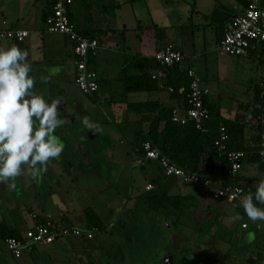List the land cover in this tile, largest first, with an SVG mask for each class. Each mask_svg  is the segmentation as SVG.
Here are the masks:
<instances>
[{
  "label": "crops",
  "instance_id": "0c3cea01",
  "mask_svg": "<svg viewBox=\"0 0 264 264\" xmlns=\"http://www.w3.org/2000/svg\"><path fill=\"white\" fill-rule=\"evenodd\" d=\"M169 2V0L164 1L166 6H169ZM246 2V0H222L214 4L212 0H195L193 9L189 11L188 18L191 21L199 22L197 24H201L200 17L205 18V26L211 27L209 34L215 47L221 40L225 28L231 23L232 19L245 10ZM49 10V0H46V2L44 0H0V29L23 28L30 31V35L21 42V48L28 52V61L32 65L30 75L37 79L34 90L39 94H43L49 103L53 99H58L60 101L59 112L61 118L66 120V123L55 132V135L65 144L63 153L58 160H54L48 166L47 171L40 176L38 181L31 177L28 170H25L21 176L15 179L0 182V224L3 222L8 229L17 230L20 234L33 227L38 220L42 221L47 217H52L63 224L72 226H79L74 222L76 218H80L85 222L84 227H88L90 222V216L87 214L88 210L95 212L96 217L99 218L105 228H108L107 223L99 216L92 205L81 208V210L79 203H77L79 195H85L83 191L89 193L100 181L99 172L96 173V170L98 171L100 168L95 165L100 158L91 154L92 151L88 152L87 150L83 155L76 156L71 160L70 156L67 155L70 146L67 140L64 141L65 130L67 131L69 125L74 124L78 120L76 115L79 114H77V109L75 108V101L81 100L80 102L83 103L82 106L85 107V112L90 110L91 116L94 118L95 113L92 111L90 103L93 105L97 104L100 96L99 100L94 101L90 98L91 96L84 95L78 89L75 82L76 57L73 51V44L62 34L47 32L46 23L42 21V16ZM71 10L73 21L78 28L80 30H93L96 32L97 38L101 40L104 46L103 51L94 58L95 69L100 79L99 91L101 90L103 81L99 70L101 68H109V73L113 74L111 80L106 79L108 83H112L114 78H118L117 81L122 80L124 75L122 70L125 67H127L126 72L128 74H153L157 71L158 67L153 55L158 49L159 43L157 42L154 29L150 27L152 25H144L138 17H135V21L130 27L126 23H122L120 26L119 24H108L105 14L95 15L92 12L91 16L85 17L84 23L82 22L83 27H80L78 23L80 13L75 0H73ZM148 30L154 35L151 41L148 38ZM104 31L106 32L103 33ZM166 36L168 37V32ZM165 42H172L170 44L181 48L185 52L187 58L184 65L188 68H195L200 72L205 84H209V87H211V84L215 80H219L222 84L224 78L229 79V77H225L226 73L224 71L226 67L222 68L219 60L216 61L215 66H212L210 59H214V55H212L214 52L211 50L209 52L212 54L194 53V55H190L184 47L186 40L183 37L176 40L173 36V31L166 38ZM12 45L17 46V42L9 40L0 41V48L7 49ZM106 49L107 53L103 56V52ZM121 54H125L122 59L120 57ZM202 54H205L204 60L199 59ZM263 55L264 48H253L247 56L262 57ZM129 57H132L131 62H128ZM115 58H120L116 64L114 62ZM51 67H59L61 69L59 74L54 76L47 85L40 83L39 77L47 75L46 68ZM245 91L248 93L247 97L241 103H238L235 112L230 114H227L225 109L228 110L227 106L234 104L232 100L225 102V109L219 100L215 101L213 94H210V101L220 104V115L223 118L230 120H235L238 116L246 118V121L249 122L246 128V141L248 144H252L255 141V136L258 134L257 120L253 117L251 109V105L256 97L255 85ZM153 92H155L154 95L150 96L151 98L149 99L131 100L130 102L155 100L173 108L183 107L184 105L183 99H171V95L167 90H155ZM162 92L165 93L163 99ZM249 103L251 105L247 110H241L243 104L245 106ZM126 108L127 110L124 111L125 114L123 115H128V120L133 122L134 135L136 130L147 129L146 122L142 123V126H139L137 123L141 113L136 111V109L128 107V104ZM114 110L115 114H120L118 113L120 110ZM71 115L73 116L72 119L70 118ZM80 131L79 133L82 135ZM259 142L257 145H259ZM219 164L217 163L218 166ZM249 164H252V168ZM160 173L164 175L162 170H160ZM262 176H264V167H261L256 162H245L243 169L240 170L236 177V181L237 184L245 188L247 194L249 190L255 191V182ZM149 183H152L154 187L150 190L145 188L148 191L147 193L130 196L135 205L136 202L140 203V200L145 199L141 204L143 206L138 208L139 214L134 215L132 208L121 207L120 214L112 224V229L124 236L126 235L127 239L128 236H130V239H135L138 232L142 233V235L150 236L146 229L153 218L148 214L152 210H157L150 206L146 198L157 195L151 192L156 190L157 184H160V179L159 177H153ZM212 183L217 188L221 187L218 179H212ZM188 185L189 187L191 185L195 186L189 189L182 187L183 189L181 188L180 192H177L173 186H169L167 191L160 194L179 195L182 198L183 196H187L188 200H185V202L189 203V212L184 207V199L182 204L173 205L172 207L174 210L186 211L183 213L186 216L190 213V219L188 220L191 224L198 226L197 230L199 233H204L202 231L203 228L205 230L204 237L199 234L198 239L191 238V240L195 241L197 248L187 255V257H190L187 264H264L263 222L257 221L255 225L250 224L243 208L237 206L239 201L230 202L224 199H216L209 192L205 194V188L197 184ZM170 190L172 191L170 192ZM258 206L264 207V205ZM31 213H36L38 218H31ZM235 213L240 214V220L233 221L230 219ZM140 224L142 225L139 229ZM243 224H247V226L243 227ZM145 225L147 226L143 230L142 227ZM0 244L2 243L0 242ZM58 244H61L63 248L67 246L64 245V242H56L46 246L51 249L53 248V251L57 249L59 251L60 248L55 247ZM124 247L126 246L121 245L119 250H123ZM41 248V246H36L33 252L24 253L22 258L32 261L34 264L38 262L37 259L41 254H51L49 249L43 251L44 248ZM68 249L66 248V250ZM15 259L11 253H6V257H1L0 263L17 264Z\"/></svg>",
  "mask_w": 264,
  "mask_h": 264
},
{
  "label": "rangeland",
  "instance_id": "374dc122",
  "mask_svg": "<svg viewBox=\"0 0 264 264\" xmlns=\"http://www.w3.org/2000/svg\"><path fill=\"white\" fill-rule=\"evenodd\" d=\"M44 1L46 2V0ZM164 1L166 0H75L80 13L78 21L80 27H83L85 17L91 16L92 12L95 15L105 14L108 24H119V26L122 23H126L130 27L135 21V17H138L144 25L165 27L168 37L172 31L176 40L183 37L186 40L184 47L190 55H194V53L212 54L209 50L214 52L212 54L214 55V59H210L212 66H215L216 61L219 60L221 67H226L224 71L226 73L225 77H229V79L224 78L222 84L219 80H215L211 84V94H213L215 101L219 100L222 103L224 109L226 108L225 102L232 100L234 104L227 106L228 110H225L227 114L235 112L237 104L247 97L248 93L245 90L254 85H261L264 82V55L262 57H236L221 54L217 51L216 46L214 47L211 40L212 37L209 34L211 27L205 26V18H199L201 24H197L199 22L191 21L188 18L189 11L193 9L195 0H169V6H166ZM221 1L212 0L214 4ZM194 33L195 35H193ZM204 33L206 34L204 35ZM153 36L152 32L148 33L150 41ZM106 51L107 49L104 50L103 56L106 55ZM123 56L125 54L120 55L121 59ZM204 58L205 54L199 57L201 60H204ZM119 59L115 58V64ZM131 61L132 57H129L128 62ZM108 69H99L103 79L101 90L99 91L100 100L95 105L90 103L91 109L95 113V117H92L93 122L99 125L101 130L93 133L86 127H81L82 130L79 128L81 130L79 131L82 132V135L79 133L78 128L77 130H68L65 132L66 135H64V141L67 140L70 146L67 155L70 156L71 160L76 156L83 155L87 150L88 152L92 151L91 154L100 158L98 163L95 164L100 168V170H96V173L99 172L100 181L89 193L83 191L85 195H79L77 203H79L80 209L92 205L99 216L107 223L108 228L106 227L103 231H100L94 239L88 242L86 239L77 238H68L65 241H60L61 243L64 242V245L67 246L63 248L61 244L55 245L56 248H60L59 251L58 249L53 251V248L51 249L46 245H38L42 247L41 249L44 248L43 251L49 249L51 254H41L37 259L38 262L34 264H47L48 262H52V264H72L70 258L73 252L69 250L72 249L76 254L80 253L81 255L83 253L81 248L88 246V248L93 249L94 247L98 249V256L101 255L103 258L109 257L107 260H110L112 256L113 258L119 256L120 251H122L119 250V247L121 245L128 247L131 242L130 236L127 235V239L126 235L124 236L120 232L113 230L112 224L120 214L121 207L132 208L134 215H138V208L143 206L141 204L145 200L142 199L140 203L136 202L135 205L130 196L147 193L148 191L145 190L146 185L152 181L153 177H159L160 179V184H157L156 190L151 192L157 195L167 191L169 186H173L177 192H180L182 187L189 189L195 186L191 185L189 187L187 183L174 176L167 178V176L161 175V169L156 163L146 166L136 163V155L133 150L135 147L134 124L131 120H128V115L125 116L123 114L127 110L128 101L149 99L155 92L143 91L131 93L127 97L122 80L117 81L118 78H114L112 83H108L107 80H111L113 76V74L109 73L110 70ZM78 92L82 95L80 91ZM161 95L163 99L165 93L162 92ZM114 109L120 110L118 112L120 114H115ZM249 166L252 168V164H249ZM204 192L208 194V190H204ZM156 210L170 214L175 212L171 206ZM148 215L151 216V213ZM188 219H190L188 215L183 214L181 216L182 223L185 221L190 223ZM247 220L250 224L255 225L248 218ZM74 223L79 226H85V222L80 218H76ZM262 230H264V222ZM199 234L197 230L196 239L200 236ZM66 248H69V250L67 251ZM6 253L10 254L4 245L0 244V259L1 257H6ZM91 255L97 258L94 251L91 252ZM15 260L17 264H33L32 261H27L24 258Z\"/></svg>",
  "mask_w": 264,
  "mask_h": 264
},
{
  "label": "built area",
  "instance_id": "2783aa9c",
  "mask_svg": "<svg viewBox=\"0 0 264 264\" xmlns=\"http://www.w3.org/2000/svg\"><path fill=\"white\" fill-rule=\"evenodd\" d=\"M50 13L46 18V30L51 33H59L66 36L73 44L75 54L76 74L75 82L78 89L86 96L98 92L100 88L99 75L90 63V56H96L103 51L104 46L97 37H90L80 32L78 26L71 19L69 6L73 0H49ZM30 35V31L23 28L0 29V41H24ZM264 42V0H248L245 10L236 15L231 23L225 28L221 40L217 43L216 49L221 54L230 56H247L251 49L258 48ZM158 69L152 74L153 78L163 76V68L184 64L187 55L183 50L176 48L173 44H167L157 49L153 55ZM190 86L178 89L179 94L186 95L183 107H174L172 110V120L182 124L193 121L196 128L205 130L204 121L209 116V108L205 103V98L210 96L211 89L205 84L202 76L195 68H188ZM264 88V83H262ZM169 92L175 91L173 87L168 88ZM264 126V119L262 122ZM229 138L225 127L221 128L220 137L215 145L220 154L227 150V140ZM260 154L264 160V128L261 132ZM142 153L136 155V163L142 166L156 163L163 174L167 177L174 176L187 184H197L212 194L216 199H224L230 202L239 201L237 189L242 194H246L245 188L240 184L228 185L225 187H215L211 179H203L196 173L190 172L163 156L161 152L146 141L142 145ZM230 163L232 174H237L243 169L247 152L244 150L229 151L226 154ZM154 187L152 183L147 185L150 190ZM31 218L37 219L36 213L30 214ZM247 224H243L246 227ZM100 232L98 226L84 228L63 224L52 217L45 220H38L36 224L27 229L20 237L0 236V242L16 259L22 258L24 253H31L38 245H51L56 242L65 241L68 238L94 239Z\"/></svg>",
  "mask_w": 264,
  "mask_h": 264
},
{
  "label": "trees",
  "instance_id": "16d2710c",
  "mask_svg": "<svg viewBox=\"0 0 264 264\" xmlns=\"http://www.w3.org/2000/svg\"><path fill=\"white\" fill-rule=\"evenodd\" d=\"M246 1V3H248V0ZM72 4L69 6V14L73 20L71 10ZM48 13H50V10ZM152 29H154L157 42L159 43L158 49L170 44L165 42L167 38V30L165 27L154 26ZM80 32L90 37H97L96 32L93 30H80ZM105 32L106 31L103 33ZM21 42L17 41V47L20 49H22ZM176 48L182 50L179 47ZM258 48H264V42H262ZM94 58V55L90 56V63L95 69ZM156 65L158 67L157 63ZM126 71L127 67L123 69L124 75L122 81L124 92L127 96L130 93L143 91H168L169 87H173L175 91H168L171 95V99H183L185 103L186 95L178 93L179 88L184 86L187 89L190 86L191 80L188 76V67L184 64H176L163 68V76L159 79L153 78L152 73L128 74ZM255 89L256 97L252 105L251 103L245 106L243 104L241 108V110H247L251 105L253 117L257 120L258 134L255 136V141L252 144H248L246 141V128L249 124L246 118L244 116H238L235 120H230L221 117L220 104L210 101V96L205 98V103L209 108V116L204 121L205 130L197 129L193 121L187 124L173 121V107L161 104L158 101H128V107L136 109V111L141 113L137 121L138 125L142 126V123H147V129L135 131V155L142 153L143 143L149 141L171 162L190 172L198 174L203 179H218L221 187L237 184L236 177L238 173H231L230 163L226 156L227 152L244 150L247 152L246 162H256L259 163L261 167H264V160L260 154L261 147L257 145L261 140V132L264 128L262 124L264 119V89L262 85H255ZM89 96H91L90 98L94 101L99 100V90ZM222 127H225L229 138L226 143L227 150L220 154L216 148L215 142L220 137ZM217 163H220L219 166ZM146 199L150 206L156 209L169 208L170 206L172 207L173 205H180L183 203V198L179 195H152L148 196ZM87 214L90 216V222L89 226L84 228L98 226L100 231L105 229V226L99 218L96 217L95 212L88 210ZM0 232L3 237L21 236L17 230L8 229L3 222L0 224Z\"/></svg>",
  "mask_w": 264,
  "mask_h": 264
},
{
  "label": "clouds",
  "instance_id": "9594fccd",
  "mask_svg": "<svg viewBox=\"0 0 264 264\" xmlns=\"http://www.w3.org/2000/svg\"><path fill=\"white\" fill-rule=\"evenodd\" d=\"M28 52L12 45L0 48V182H7L23 174L25 170L38 181L48 166L58 160L65 148L64 142L55 135L66 120L59 112L60 101L50 103L43 94L34 90L36 77L30 75L32 65ZM59 67L46 68L39 82L49 84L59 74ZM81 123L93 133L99 125L88 116L80 117ZM14 186V185H12ZM255 191L242 194L237 189L238 207H242L253 223L264 222V176L255 182ZM241 219L239 213L230 217Z\"/></svg>",
  "mask_w": 264,
  "mask_h": 264
},
{
  "label": "flooded vegetation",
  "instance_id": "af4514ba",
  "mask_svg": "<svg viewBox=\"0 0 264 264\" xmlns=\"http://www.w3.org/2000/svg\"><path fill=\"white\" fill-rule=\"evenodd\" d=\"M80 101H75V108L77 109V114H79L76 115L78 120L74 124H70L67 131L85 127L81 123L80 117L88 116L93 121L90 110L85 112V107L82 106L83 103ZM70 118L72 119L73 116L71 115ZM183 199L184 207L189 212V203L185 202V200H188V197L183 196ZM175 212L170 214L159 210H152L151 217L153 219L149 222V227L147 225L142 227L144 230L147 226L146 230H148L150 236L148 237V235H142V233L138 232L135 239H130L131 242L128 247H124L120 251L119 256H115L116 258L112 256L110 260H107L109 257L103 258L101 255L98 256L99 250L94 247L93 249L88 248V246L81 248L83 252L81 255L80 253L76 254L72 249H68L70 252H73L70 261L72 264H187L190 260V257H187V255L197 248L195 241L191 240V238L196 239L195 235L198 226L186 221L181 222V216L186 211L175 209ZM141 225H139V229ZM202 231L205 233L204 228ZM143 232L145 233V231ZM204 233H200L202 237H204ZM92 251L95 252L97 258L91 255ZM103 259L106 260L102 262L101 260ZM47 264H52V262H48Z\"/></svg>",
  "mask_w": 264,
  "mask_h": 264
},
{
  "label": "water",
  "instance_id": "95a60500",
  "mask_svg": "<svg viewBox=\"0 0 264 264\" xmlns=\"http://www.w3.org/2000/svg\"><path fill=\"white\" fill-rule=\"evenodd\" d=\"M48 12H45L42 16V21L46 22V18H47Z\"/></svg>",
  "mask_w": 264,
  "mask_h": 264
}]
</instances>
